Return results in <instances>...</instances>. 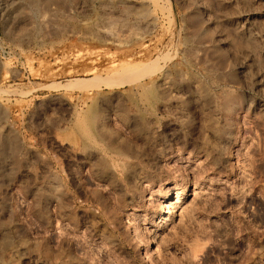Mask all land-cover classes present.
<instances>
[{
	"label": "rangeland",
	"instance_id": "obj_1",
	"mask_svg": "<svg viewBox=\"0 0 264 264\" xmlns=\"http://www.w3.org/2000/svg\"><path fill=\"white\" fill-rule=\"evenodd\" d=\"M0 264H264V0H0Z\"/></svg>",
	"mask_w": 264,
	"mask_h": 264
},
{
	"label": "bare ground",
	"instance_id": "obj_2",
	"mask_svg": "<svg viewBox=\"0 0 264 264\" xmlns=\"http://www.w3.org/2000/svg\"><path fill=\"white\" fill-rule=\"evenodd\" d=\"M170 207V206H169Z\"/></svg>",
	"mask_w": 264,
	"mask_h": 264
}]
</instances>
